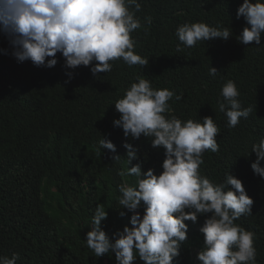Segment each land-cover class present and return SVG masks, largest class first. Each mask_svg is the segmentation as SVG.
Returning <instances> with one entry per match:
<instances>
[{
	"label": "trees",
	"instance_id": "trees-1",
	"mask_svg": "<svg viewBox=\"0 0 264 264\" xmlns=\"http://www.w3.org/2000/svg\"><path fill=\"white\" fill-rule=\"evenodd\" d=\"M139 2L142 9L136 16L143 26L131 35L135 52L149 59L145 68L128 67L120 59L111 62L110 73L94 77L90 67L66 69L60 53L54 67H36L12 57L0 32V50L9 53L0 51V255L19 253L17 264H116L114 253L95 257L85 240L98 203L108 211L102 223L109 237L131 226V213L120 215L119 185L127 181L134 186L137 178L118 175L129 165L123 130L113 125L120 116L114 103L140 76L153 88H167L182 97L168 101L181 120L203 123L204 117H213L220 129L219 151L203 154L200 172L215 183L223 182L229 172L242 181L254 203L252 215L235 223L255 233L257 264H264V178L251 169L256 160L252 145L264 139V35L259 46L238 41L247 26L243 18L237 19L243 0ZM145 17H151L150 24ZM193 22L222 25L232 36L198 42L178 53L176 29ZM211 67L218 70L215 78L209 75ZM68 71L73 72L71 79ZM228 80L236 83L242 107L253 109L235 128L227 127L226 116L219 112V93ZM103 138L116 145V153L100 149ZM128 142L138 148L133 165L142 163L144 172L163 171V148H153L143 136ZM114 155L120 160L114 161ZM20 186L39 190L37 207L9 211V204L21 196ZM204 220L186 221L188 240L174 264H199ZM134 264L144 262L137 258Z\"/></svg>",
	"mask_w": 264,
	"mask_h": 264
},
{
	"label": "clouds",
	"instance_id": "clouds-1",
	"mask_svg": "<svg viewBox=\"0 0 264 264\" xmlns=\"http://www.w3.org/2000/svg\"><path fill=\"white\" fill-rule=\"evenodd\" d=\"M141 9L139 0H0V32L6 36L10 54L18 62L31 61L36 67L52 68L60 53L66 69L90 67L92 75L98 77L110 73L111 62L120 59L128 67L149 65L148 58L135 52L136 41L131 35L143 26L136 16ZM240 18L247 26L238 41L261 45L264 0H243L237 10V19ZM145 19L151 23V17ZM175 35L180 42L178 53L198 42L217 38L227 41L232 36L229 28L204 22L182 24ZM0 51L9 54L7 49ZM217 72L215 67L209 69L213 78ZM66 75L71 79L73 72ZM219 95L223 98L218 101L219 112L226 116L227 127L235 128L241 118L247 119L252 113L251 106L242 107L234 81L224 83ZM174 96L176 100L182 98L167 88H153L150 80L137 76L136 82L114 103L120 116L113 125L123 130L129 165L127 172L119 171L118 175L137 178L134 186L127 181L119 185L120 215L131 213V226L125 225L109 237L102 223L107 220L108 211L98 203L86 246L98 258L114 253L116 264H134L137 258L144 264H174L188 240L186 221L197 223L205 217L200 228L204 246L197 254L199 264H257L255 233L235 223L242 216L252 215L254 201L242 181L229 172L223 182L215 183L200 172L203 154L219 151L216 137L220 129L211 116L199 123L172 114L174 110L168 101ZM141 136L150 139L153 148L164 149L160 174L154 169L144 172L142 163L133 165L138 159V148L128 141ZM99 146L112 153L117 151L107 138L101 139ZM251 153L256 155L251 169L264 178V139L252 145ZM120 158L112 157L114 161ZM19 189L21 196L9 204V211L37 207L39 190L26 186ZM19 259V253L10 257L0 255V264H17Z\"/></svg>",
	"mask_w": 264,
	"mask_h": 264
},
{
	"label": "rangeland",
	"instance_id": "rangeland-1",
	"mask_svg": "<svg viewBox=\"0 0 264 264\" xmlns=\"http://www.w3.org/2000/svg\"><path fill=\"white\" fill-rule=\"evenodd\" d=\"M199 250H200V249L197 248V249L194 250V252H197V251H199Z\"/></svg>",
	"mask_w": 264,
	"mask_h": 264
}]
</instances>
